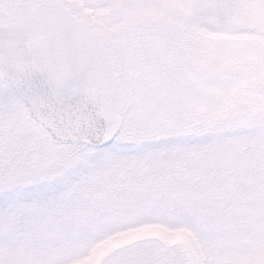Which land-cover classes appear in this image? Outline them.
I'll list each match as a JSON object with an SVG mask.
<instances>
[{
	"label": "snow or ice",
	"instance_id": "6c2138e0",
	"mask_svg": "<svg viewBox=\"0 0 264 264\" xmlns=\"http://www.w3.org/2000/svg\"><path fill=\"white\" fill-rule=\"evenodd\" d=\"M0 264H264V0H0Z\"/></svg>",
	"mask_w": 264,
	"mask_h": 264
}]
</instances>
